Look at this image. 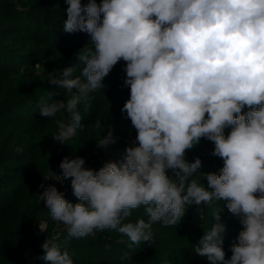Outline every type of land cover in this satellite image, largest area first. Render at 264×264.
<instances>
[{
	"label": "clouds",
	"instance_id": "1",
	"mask_svg": "<svg viewBox=\"0 0 264 264\" xmlns=\"http://www.w3.org/2000/svg\"><path fill=\"white\" fill-rule=\"evenodd\" d=\"M65 3L63 31L88 34L91 47L76 54L79 63L47 74L46 82L67 96L37 105L41 117L55 120L52 139L65 144L84 126L81 107L89 112L90 94L107 87L105 78L121 60L130 89L121 112L136 131L120 159L99 170L86 167L83 157H64L60 174L50 170L43 177L61 185L70 180L79 201H68L54 184L42 183L36 195L66 226V239L115 231L127 248L121 260L128 261L143 242L154 243V224L175 226L186 206L200 212L206 205L213 222L192 245L194 254L208 264H264V0ZM62 112L67 119L57 118ZM202 138L214 143L212 155L223 161L219 173L201 174L200 157L185 159ZM95 142L105 151L116 143L112 126ZM220 201L243 226L230 258ZM140 207L148 219L132 221ZM41 247L46 264H74L55 237Z\"/></svg>",
	"mask_w": 264,
	"mask_h": 264
},
{
	"label": "trees",
	"instance_id": "2",
	"mask_svg": "<svg viewBox=\"0 0 264 264\" xmlns=\"http://www.w3.org/2000/svg\"><path fill=\"white\" fill-rule=\"evenodd\" d=\"M67 6L65 0H0V264H46L40 257L44 254L41 245L48 237L56 238L74 264H208L192 251V245L213 222L211 208L206 205L199 206L200 212L196 205L186 206L185 217L175 226L154 224V243L143 242L130 260L123 261L121 256L127 248L120 242L121 234L103 230L66 239V226L54 221L38 203L34 194L37 185L64 157H83L86 167L99 170L104 162L120 159L119 154L136 136L126 113L121 112L130 96V89L124 85L123 60L105 78L107 87L90 94L89 112L84 113L81 107L84 126L65 144L52 139L57 130L55 120L39 115L37 105L41 101L67 99L64 89L46 82L48 72L79 63L76 54L87 44L91 47L88 34L63 31ZM42 57L46 62L38 69L35 63ZM57 118L67 119V114L59 113ZM108 125L116 143L109 146V156L102 158L93 150L97 149L95 140L107 134ZM230 130L226 128L225 135ZM18 147L22 154L17 153ZM213 150L214 143L202 138L186 151L185 159L193 162L200 157L201 174L219 173L223 161L212 155ZM194 178L207 187L203 175ZM58 190L68 201L79 202L70 182ZM219 203L216 206L222 207L221 221L226 226L223 248L230 258L231 245L243 226L224 206L225 201ZM139 218L148 219L143 207L134 210L130 219ZM106 245L110 247L106 249Z\"/></svg>",
	"mask_w": 264,
	"mask_h": 264
},
{
	"label": "built area",
	"instance_id": "3",
	"mask_svg": "<svg viewBox=\"0 0 264 264\" xmlns=\"http://www.w3.org/2000/svg\"><path fill=\"white\" fill-rule=\"evenodd\" d=\"M109 152H110L109 149H107V151H105L103 148H97V149H94V150H93V153H94V154H100L102 158L108 157V156H109ZM50 170L53 171V172H55V173H57V174H60V172H61L60 168H59L58 166L54 165V166H52V167L48 170V172L46 173V175L44 176V178H48V177H50V175H51ZM69 182H70V180H69V181H65L64 184L61 185V184L58 183L56 180H44V179H42V180L40 181V183L37 185V187H36V189H35V191H34V194H35V196H36L38 193H40V192L43 190V189L40 187V185H41L42 183L45 184V185H47V184H54V185L57 186V188H61V187H65ZM36 197H37V196H36ZM37 201H38V203H40L42 206H44V205L42 204V202L39 200L38 197H37Z\"/></svg>",
	"mask_w": 264,
	"mask_h": 264
},
{
	"label": "rangeland",
	"instance_id": "4",
	"mask_svg": "<svg viewBox=\"0 0 264 264\" xmlns=\"http://www.w3.org/2000/svg\"><path fill=\"white\" fill-rule=\"evenodd\" d=\"M46 62V58L42 57L41 59H39L35 65L38 69H40L42 67V65ZM162 235L164 234L163 232H160Z\"/></svg>",
	"mask_w": 264,
	"mask_h": 264
}]
</instances>
